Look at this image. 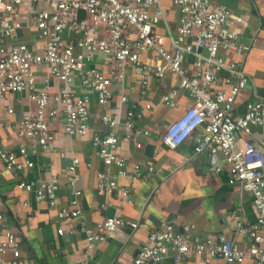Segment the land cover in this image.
<instances>
[{"label":"built area","instance_id":"2783aa9c","mask_svg":"<svg viewBox=\"0 0 264 264\" xmlns=\"http://www.w3.org/2000/svg\"><path fill=\"white\" fill-rule=\"evenodd\" d=\"M172 1L178 9L179 24L175 37L166 46L165 38L155 32L160 15L154 8L159 0H0V121L14 113L13 108L4 105L7 96L26 93L32 103V108L14 127L26 143L22 142L13 152L0 147V161L16 174L32 169V159L38 149L45 150L54 141L52 124L60 116L64 117L66 136L88 134L90 94L77 95L75 83L79 90L91 91L104 110L113 99V83H119V92H123L121 84L126 69H141L137 80L141 95L145 93L149 75H174L192 105L168 126L162 142L177 149L192 137L194 153L209 156V174L222 172L220 155L228 166L230 184H239L251 194L257 218L250 225H236L238 231L248 237L250 246L246 251L240 250L225 235L202 239L195 234V225H185L181 232L168 225L149 235L131 264H159L167 253L172 254L173 264H184L190 255L199 256L207 264L213 259L228 264H264V152L251 140L254 128L264 129V98L247 103L244 114L234 115L235 101L249 80L243 69L234 62H227L222 54L241 56L245 53L238 34L232 30L244 19L226 6L213 4L212 0ZM27 14L33 17L28 26L24 25ZM99 26L105 37L97 34ZM24 27L37 30L42 42L41 53L26 43H11L16 32ZM146 52L155 56V65L142 62L141 56ZM97 55L104 56V64L116 65L109 76L92 65ZM186 57L193 59L194 74H189L185 68ZM37 67L46 68L60 82L61 88L56 93L38 87ZM176 96L175 91L164 95L165 106L175 108ZM120 101L125 104L128 98L121 94ZM149 108L147 104L139 113L128 110L124 125L133 128L134 119ZM101 121L109 131L103 136L93 135L92 145L104 167L116 168V172L98 173L96 192L99 196H110L118 191L121 197L128 198L130 190L121 187L119 179L146 180L154 168L135 164L130 170L126 159L118 154L119 121L105 112ZM136 134L147 135L148 132L137 129ZM237 134L245 138L238 139ZM136 147L142 149L143 144L137 143ZM79 164L80 160L73 158L69 166L68 181L72 187ZM18 188L33 193L38 203H47L51 208L57 205L56 181L21 180ZM79 194L74 192L75 196ZM71 204L75 208L62 209L58 219L80 221L88 250L126 224L118 217H108L89 228L81 222L77 198ZM130 226L136 229L138 224ZM58 233L62 235L63 229ZM7 254L12 257L6 261ZM0 262L22 264L20 243L7 231L0 235Z\"/></svg>","mask_w":264,"mask_h":264},{"label":"crops","instance_id":"0c3cea01","mask_svg":"<svg viewBox=\"0 0 264 264\" xmlns=\"http://www.w3.org/2000/svg\"><path fill=\"white\" fill-rule=\"evenodd\" d=\"M215 5H223L243 17V22L232 30L239 36L245 53L241 56L222 52L227 62H234L248 75V84L253 89L242 90L234 104L235 116L244 114L246 104L259 101L257 89L264 86V0H212ZM24 12V8L20 9ZM159 13V23L155 32L165 38L166 46L175 37L179 24V13L172 0H159L154 8ZM26 17V14H25ZM84 18V15H83ZM33 17L27 14L24 25L28 26ZM16 32L11 43H26L33 50L42 52V42L34 28L24 27ZM97 34L105 37L102 26ZM143 63L155 65L151 52L141 56ZM109 76L116 69L114 63L104 64V56L97 55L92 63ZM185 68L194 74L193 59L186 57ZM40 89L56 93L61 84L44 67L35 68ZM125 80L120 85H112L113 99L103 110L96 96L88 89L79 90L74 84V92L81 96L90 94V119L88 134L84 137H68L63 132L64 117L52 124L54 141L45 150L38 149L33 156L34 167L19 174L7 170L0 161V235L12 233L20 243L22 264H131L136 253L147 242L151 233L171 225L181 232L185 225H195V234L202 239L225 235L240 250H248L247 235L236 228L237 223L250 225L256 221L251 194L239 184H230L228 166L218 156L223 170L219 174H209L210 160L206 153L195 154L193 138H189L177 149H171L162 142V137L170 124L178 120L192 105L188 94L179 87L176 76L163 77L149 75L148 84L141 95L137 80L141 69H126ZM48 79V83L46 82ZM170 91L177 93V106L169 109L163 97ZM128 102L123 104L120 95ZM150 108L134 119V127L124 125L128 110L139 113L146 105ZM5 107L14 109L13 115L0 121V147L7 151H17L22 142L15 130L24 113L32 108L26 93L9 95ZM119 121L116 133L119 137L118 154L122 155L130 170L135 164L143 168L151 165L154 172L146 180L132 181L120 178L121 187L130 190L128 198L117 191L113 195L99 196L96 192L97 174L108 170L115 174L116 168L107 169L96 156L92 145L93 135H105L109 129L101 121L102 113ZM148 132L137 135L136 130ZM238 139L245 136L237 134ZM251 140L264 152V129L254 128ZM143 148L137 149L136 144ZM152 148L151 153L146 148ZM73 158L80 164L76 169V182L72 187L68 181L69 166ZM264 171V168H263ZM21 180L56 181L58 184L57 205L51 208L47 203L35 201L33 193L18 188ZM74 192H79L78 196ZM77 198L81 210V222L92 228L108 217H118L125 225L117 228L104 242L87 249L85 233L80 230V221L61 222L58 213L62 209L72 210L71 204ZM137 223L136 229L130 224ZM63 229V234L58 233ZM4 256V260L11 259ZM0 264H6L1 263ZM159 264H173L172 254L167 253ZM184 264H207L199 256L190 255ZM208 264H228L213 259Z\"/></svg>","mask_w":264,"mask_h":264},{"label":"water","instance_id":"95a60500","mask_svg":"<svg viewBox=\"0 0 264 264\" xmlns=\"http://www.w3.org/2000/svg\"><path fill=\"white\" fill-rule=\"evenodd\" d=\"M17 33L20 34V31H17ZM245 89H253V86L247 84ZM257 96L260 98H264V86L257 89ZM146 149H149V152L151 153L152 148L150 146H148Z\"/></svg>","mask_w":264,"mask_h":264}]
</instances>
